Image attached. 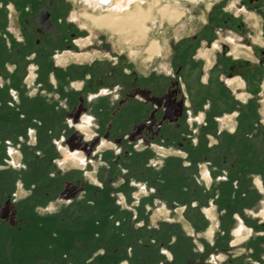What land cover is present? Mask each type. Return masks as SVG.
<instances>
[{
  "label": "flooded vegetation",
  "instance_id": "flooded-vegetation-1",
  "mask_svg": "<svg viewBox=\"0 0 264 264\" xmlns=\"http://www.w3.org/2000/svg\"><path fill=\"white\" fill-rule=\"evenodd\" d=\"M100 1L90 0L101 8ZM129 1L136 0H123L125 7L132 8L133 3ZM181 1L189 0L170 2L160 0L159 5H173L181 14L180 21L186 15L184 7L181 8ZM247 1L250 10L259 11L258 13L264 20V0ZM143 2L140 0L135 4L139 3L143 6ZM10 5L14 7L18 15L21 39L9 36L7 25L9 24ZM88 7L91 8V6ZM222 9L218 6L212 11L213 18L207 26L210 33L208 38L199 33L189 39H181L173 45V53L169 60L172 74L169 76L158 75L155 72H151L147 77L139 76L132 65L123 58L116 61H95L89 66L68 67L66 72L70 71L74 78L81 79L85 86L78 96L74 94L72 97L69 96L66 100L67 108L61 107V110L57 108V123L50 127L48 123L51 120L52 108L41 98L43 95L41 91L33 97L28 95L29 92L24 83L28 78V66L30 64L38 66V77L33 87L38 86L39 83H41L40 88L44 87L46 83L43 82V73L48 70L55 72L58 68L55 66L56 58L64 53L75 51L77 41L81 47H85V40L79 38H85L87 35L81 32L78 34L75 24L69 21L71 11L66 0H0V81L3 82L0 85V163L8 164L12 161L11 155L14 153L12 150L19 151L22 157L23 167L20 171L22 177H19L29 194L13 206L19 216L20 225L29 222L33 213L37 212V208L46 209L51 203L61 198H69L70 202L67 205L64 204L59 214L44 217L59 216L63 222L70 225H83L85 230L79 237L90 241L107 238L108 244L116 243L112 251L120 254L121 259L126 257L128 251L133 249L132 242L137 239L133 236L134 220L137 219L136 217L133 220V208L137 206L128 207L126 205L128 208H122L117 203L120 194L124 195L125 200L130 204L133 193L140 188L148 191L151 187L152 193L157 192L158 196L161 195L163 202L168 207L172 205L175 211V207H178L180 201L184 200L175 197L185 196L184 193L188 191L184 186L199 184L201 180L199 176L197 177L199 165L193 162V159L196 158V151L200 148L203 134L201 132L200 142H196L197 130L194 127L196 122L193 125L190 119H194L200 112H206L208 118L202 124L201 131L217 135L216 119L224 115H232L233 107L238 112L237 126L231 134L217 135L218 145L210 147L209 152L203 157V161L210 170L205 173V177L213 183L209 192L213 194V202L225 208L229 219L233 218L234 209L241 207L243 202L251 205L250 199L246 198L250 192L258 193L254 205L260 203L264 195V123L259 113L260 97L257 91L264 80V50L255 51L254 55L258 59L255 63L239 61L237 64L227 65L226 63L221 68L213 67L209 72L208 84L200 86L204 61L196 60V52L202 41H206L208 47L212 46L216 40L214 30H224L220 27L219 19ZM84 13L95 15L83 11L80 17L83 18ZM153 15H156V12ZM222 23L224 27H227L228 20H223ZM89 24L92 26L90 22ZM47 27L48 29L45 30ZM92 28L95 29L93 26ZM238 28L242 31L241 26L238 25ZM151 30L152 28L150 32ZM157 42L160 46L158 51L160 55L162 47L158 40ZM107 53L112 55V50L109 49ZM220 54L222 56L219 55V57L224 61L232 60L231 56H228V46L223 45ZM74 58L85 60L89 59V55L77 54ZM66 59L64 55L58 62L64 63ZM145 60L148 61L147 57ZM7 65L15 68L11 71ZM236 75L245 81L246 91L253 95L245 103L239 102L237 106L235 104L238 102L220 79L222 76L232 78ZM215 82L220 83V88L217 94L211 95ZM94 89L97 91L95 94L103 89L107 90L108 98L115 95L117 102L112 106H106L104 101L98 100L91 108L86 105L87 109L84 110L81 102L88 101V94ZM207 93L210 94L209 99L203 102L198 99V96L203 94L208 96ZM138 96L144 100H139ZM73 98L79 101L78 108L75 110H71L70 107ZM84 113L93 116L100 131L105 130L112 135L125 133L120 141H115V144L120 149L127 148L128 151L105 152L101 157L92 155L99 140L87 143L85 146L86 142L83 138L76 137V127L83 132L88 131L89 118H83L82 123L79 124ZM32 115L37 116L31 119ZM32 131L35 132L36 141L34 140V143H32ZM139 145L143 148L139 155L152 156L150 148L157 146L187 151L189 156H194V158H189L191 164L182 172L179 167L175 166L173 170L164 172L163 170L169 169L166 167L169 163H166L157 175L151 176L140 171V178H138L137 171L143 168V162H145L134 156V153L138 154ZM65 146L77 150L64 148ZM101 146L107 147L108 144L102 142ZM67 154L69 158H66ZM84 154H89V158L104 166V172L97 173L101 186L95 185V188H92L83 181L82 175L75 177L70 173L61 174L59 162L63 160V156L65 160L61 162L62 165L71 161L76 166H85L87 160ZM73 155H78L76 160L71 157ZM145 159L148 158L145 157ZM114 169L119 173H116ZM255 179L258 180L262 192L254 188ZM149 180L153 182L149 183ZM119 181H122L126 187L113 186ZM78 189L83 195L82 199L76 198L75 191ZM196 190L193 189L194 192ZM229 191V197H225L224 192L229 193ZM2 192L0 193V205H4L6 200ZM9 193L11 195L8 199L12 201L15 197L14 192ZM184 207V212L189 214L191 223L197 224V218H201L200 209L195 206L193 209L191 203ZM207 213L211 216L209 211ZM262 215L264 217V212ZM43 218L40 216V219ZM90 218H97L98 222L95 224L101 227L99 234L87 230L88 225L93 224ZM6 219L4 221L1 218L0 224L5 226L9 222L8 216ZM139 223L141 226L136 229V232L139 231L144 236L142 231L144 227H149V221L147 217H142L136 225ZM226 224L233 227L235 222L230 223L229 220ZM165 226L168 229L166 237L163 236L160 239L153 237L155 239L153 241L151 238L148 239L152 244H161V248H171L177 243V241L171 243L172 239L179 238V233L169 224ZM226 234L227 231H224L223 240L216 239L217 249L225 247ZM258 263L264 264V258ZM228 264H234L232 259L228 260Z\"/></svg>",
  "mask_w": 264,
  "mask_h": 264
},
{
  "label": "crops",
  "instance_id": "crops-1",
  "mask_svg": "<svg viewBox=\"0 0 264 264\" xmlns=\"http://www.w3.org/2000/svg\"><path fill=\"white\" fill-rule=\"evenodd\" d=\"M138 1L140 0L131 1L129 3L135 5ZM143 1V6H147L148 0ZM66 2L68 4L70 3L69 0H66ZM186 3V15L180 21L178 20V22L176 21L172 23V26L176 27L173 30L177 35L175 34V36H171L167 40H159L162 47L161 54L153 57L151 61H146L149 66L144 67V70H140L129 61L128 58L110 57V60L116 61L120 58L127 60L139 76L147 77L151 72H155L158 75L162 74L169 76L172 74V66L169 60L173 53V45L181 39H189L199 33L208 38L210 33L207 26L213 18L212 11L216 7L221 6L223 9L220 11L219 19L220 27L224 28V30H214L216 33V40L212 46L208 47L207 42L202 41L200 48L196 52V60L204 61L203 76L200 86L208 84L209 72L215 66L221 68L223 65H226V63L227 65L230 63L237 64L239 61L242 63L257 62L258 59L254 55L255 51L264 50V20L261 14L258 13L259 11L250 10L247 0H189ZM9 10V24L7 25L9 28V36L21 39L18 15L12 5L9 6ZM185 17H187V19ZM159 19L161 20V18ZM223 20H228L227 27H224L222 23ZM69 21L73 22L70 19ZM238 25L241 26L242 31L239 30ZM223 45L229 47L228 56H231L232 60L224 61L219 57V55L222 56L220 52ZM145 55L147 57L146 52ZM90 58H92V56L89 54V59L81 60L80 62H69L68 59H66L64 63H59L56 58L55 66L58 68L55 72L48 70L47 72H44L45 74L43 73V82L46 84L42 88L39 87L41 83H39L38 86L33 87V84L37 81L38 77V66L36 64H30L28 66V78L24 82L29 92L28 95L33 97L41 91L43 94L41 98H43V100H45V102L52 108V116L48 126L51 127L57 123V108H60V110L61 107L67 108L66 100L69 99V96L72 97L73 94L78 96L85 86V83L81 79H78V77L74 78L70 71L67 73V68L75 65L89 66L95 61H103L99 60L97 57H94L93 59ZM7 68L12 71L15 67L7 65ZM88 78L89 77L87 76V79ZM220 79L225 83V86L230 91L231 95L238 102L235 104L236 106L239 102L245 103L249 98L253 97L252 94L246 91V83L241 77L237 75L232 78L222 76ZM2 83L3 82L0 81V85ZM219 84V82L213 83V94L211 95L218 93V89L220 88ZM96 92V89L91 90L87 97L88 101H80L84 110L87 109L85 108L86 105L88 108H91L98 100L104 101L106 106H112L117 102V97L115 95L114 97L108 98V92L105 89L99 91L98 94H95ZM257 92L260 97L259 113L262 116V122L264 123V80L258 87ZM207 94L208 96H205L204 94L198 96V99L202 102L209 99L210 94ZM76 98H73L74 100L71 99V110L78 108L77 105L79 101L77 102ZM137 98L139 100H144L141 96H138ZM43 100L42 103L44 102ZM233 110L234 112L232 115H224L223 117L216 119L218 126L217 135H223L224 133L231 134L233 132L232 130L237 126L238 112L235 111L236 109L234 107ZM36 116L37 115H32L30 118L33 119L36 118ZM85 117L89 118L90 121L88 131L83 132L79 130L78 127H76V131L81 137H87L85 139L82 137L84 139L83 141L86 143L99 140V144L92 155L101 157L106 150L113 151V149L118 148L115 141H120V138L124 136L125 133L121 135L119 133L112 135L105 130H98L97 123L89 113L83 114L79 124L82 123V119ZM207 118L208 116L206 112H200L194 119H190L191 124L193 123L194 125V122H196V125H194L197 130V135L195 136L197 140L196 142H200L199 138L201 132L203 134L200 148L197 149L195 155L196 158L193 159V162L199 165V175H197V177L199 176L201 178L200 183L193 184V186H184L188 191L187 193H184V200L180 201L178 208L174 211L178 214L176 220L172 219L171 211L166 203L156 205V216L155 218L153 217V220L152 217H150L151 222H149V224L151 223L153 228H159L160 226L169 224L171 227L178 230L179 238L174 237L172 239L171 243H175V241H177V243L171 248H161V244H152L148 240H144L143 237H140L135 240L136 243H133L134 241L132 242V251H128L127 256L121 259L120 254L116 251H112L113 247L116 246V243L108 244L107 238L90 241L84 237H79L80 234L84 233L85 226L83 225H70L62 220H58L49 223L38 222L35 226H31L30 223L27 222L26 224H23L25 226V228H23V225L21 226L17 222L19 216L16 214L13 206L21 198H26L29 192L24 188V183L20 178L22 175L20 172H17L15 168L16 166H14L22 165V157L19 151L15 150L11 162H8V164L4 162L0 163V193L3 191L2 193L6 199L4 205H0V219L2 218L6 221V217L8 216L9 222L5 225L7 230L15 229L19 226V230H28L30 235H35L38 231H43L42 239H46V242L49 243L48 248L51 255V264H53V261L57 260L55 257L63 260L64 264H228V260L230 259H232L234 264H259L258 262L262 261L264 258V217L261 215L264 212V195L260 200V203L255 206L254 202L258 198V193L250 192L246 198L250 199L249 201L251 202V205H247L243 202L241 207H236L232 212V219H229L223 206H219L213 202V194H210L209 192L213 183L202 175L204 173L205 176V173L210 171L205 164V161H203V157L209 152L210 147H216L219 141L217 135H213L207 131H201L202 124L207 121ZM61 119L63 118L61 117ZM48 129L50 130V128ZM32 133L33 135L31 137L32 142L34 143L35 132L32 131ZM44 135L47 136V133L44 132ZM102 142H106L108 146L102 147ZM104 148L106 150L102 152V149ZM139 148L141 149L137 150L138 154L143 151V148L140 145L137 149ZM163 149L164 151L161 152L162 154H155L156 159L159 161L157 163L159 166L158 169L163 168L166 163L174 164V161H177L181 166L185 164L190 165L191 162L189 158H194V156H189L187 151L167 148ZM63 161L64 160L60 161L59 165ZM253 183L255 185L254 188H258L261 191L258 180L255 179ZM192 188L197 189L196 192H194ZM230 191L229 193L224 192L225 197H229ZM9 192H14L15 197L12 201L8 199L11 195ZM2 202L3 201H1V203ZM53 203H51L46 209L41 207L37 208V213H39L42 218L47 215L54 216L59 214L64 205L55 207ZM189 203H191L192 208L195 206L200 209L201 218H197V224H192L189 214L184 212V206H187ZM45 211H49V213L44 214ZM207 211L210 212L211 216H209ZM242 215L244 217H242ZM229 220L230 223L235 222L233 227L226 224ZM100 231L101 227L96 226V231L94 232L99 234ZM224 231H227L224 242L225 247H223V249H217L216 239H222ZM228 231H230V233H228ZM72 235H76L77 237L74 239ZM155 248V252H152ZM57 254H60V257L56 256Z\"/></svg>",
  "mask_w": 264,
  "mask_h": 264
},
{
  "label": "rangeland",
  "instance_id": "rangeland-1",
  "mask_svg": "<svg viewBox=\"0 0 264 264\" xmlns=\"http://www.w3.org/2000/svg\"><path fill=\"white\" fill-rule=\"evenodd\" d=\"M69 1H70L69 7H70V11H71L69 19L74 22L75 28L78 29L77 30L78 34L81 32V34L87 35V37L85 36V38H79L80 40H85L86 46L81 47L77 41L76 42L77 46L75 47V51H73L72 53H64V54L60 55L57 58V61H59V59L62 56L66 55V58L68 59L69 62H80L81 61L80 59L74 58V55H77V54L82 55V56H84V55L86 56V55L90 54L92 56V58H90V59L97 57V58H99V60H103V61L110 60V57H113V58L124 57V58H128V60L131 61L140 70H144V67L149 66V64L146 63V60H145L146 59L145 48L148 46L149 41H151V40H158L159 41L160 39L167 40L169 37L175 36V34H176L173 30L176 27H173L172 23H169L166 21L163 22L160 19H158L159 17L154 18L152 21L147 22L148 27L150 29L152 28V30H151V32L149 30V34H148L146 42L143 44L133 43L132 45L129 46L126 43L127 38H126L125 34H123V33L111 34L108 31H106V32L97 31V30L92 28V26L89 24V22L85 21L82 17H80V14L83 11H88L89 13L96 15L99 13H108L109 10L101 9L100 7L94 5L92 2H90V0H69ZM170 1H173V0H169V2ZM85 2L87 3V5ZM119 2L121 4V6H123V7L126 6V4L123 3V0H120ZM186 2L187 1H181V3H180L181 8L184 7V9H187V3ZM88 6H91V8ZM143 7L145 9L147 8V6H143ZM127 8H129L130 10H134L136 8V4L133 5L132 8H130L129 6ZM198 8L200 10H202L200 7H198ZM153 14H155V12ZM185 18L187 19V17H185ZM186 19H183V20H186ZM175 26H177V25H175ZM101 49H103V50H101ZM109 49L112 50L111 56L109 53H107V51ZM138 52H139V54H138ZM135 55H137V56H135ZM76 137L79 138V137H81V135L79 133H76ZM82 137L84 139L87 138L86 136H82ZM85 146H87V143H85ZM64 148H67V147L65 146ZM67 149L77 150L74 148H67ZM121 149L117 148V149H113V151H107L104 148V149H102V152L104 150H106V152H108V153L109 152L118 153L120 151L123 153L124 151H128L127 148H121ZM140 149L141 148H139L137 150H140ZM150 149H151V152H154V153H152L151 154L152 156H149V157L134 153V156H137L138 159L145 161V162H143V168L142 169L140 168L141 170L139 169L137 171L138 178H140V174H139L140 171H144L151 176L153 174L157 175L158 173L161 172L160 171L161 169H158L159 166L157 164L159 161L156 159L155 156L157 154H162L161 152L164 151V149L161 147L158 148L157 146H153ZM12 151H14V150H12ZM60 154L62 155L61 150H60ZM86 155H85V159L87 161H86L85 166H76V164L74 162L69 161L70 163H68V164H64V165L60 164L59 165L60 172L62 175L70 173V174H73L75 177L82 175L83 181H85L86 184H89L90 186H92V188L93 187L95 188V185L101 186L102 184L98 180L97 173L100 172V174H102L104 172V166L100 162H98V161L95 162L91 158H89L90 155H87V156ZM11 156L13 157L14 153ZM15 156H17V155H15ZM145 157L148 159H145ZM66 158H69L68 154L66 155ZM63 160H65V156H63ZM171 162H173V161H171ZM14 166H16L15 168H16L17 172H20L21 168L23 167V165H14ZM174 166L179 167L181 172H182L184 168H189L190 165L185 164V165H182L183 166L182 167L181 165H179V163L177 161H174V164L169 163L166 166L169 169H166V171L165 170H163V171L169 172L167 170H170V169L173 170ZM114 171H115V169H114ZM115 172L119 173L118 170ZM202 175H203V177H205L204 173ZM152 180H149V183H152L153 182ZM113 186H115L116 188L126 187V185L122 181L115 183ZM138 186H139V184H138ZM86 188H87V186H86ZM80 192L81 191H79V189H78V191H75V195H76L77 199L83 198V195ZM152 192L153 191H152L151 187L148 188V191L141 190V188H140V190L133 193L132 198H130V200H131L130 204L125 200L126 197H124V195H122V194H120V197H119L120 199L117 201V203H119L122 208H125V207L128 208L130 205L137 206L136 208H133V220L137 217V219L134 220L133 236H136L137 238H140L142 235L139 231L136 232V229L139 226H141V223L136 225V222H140L142 217H147L148 221L151 222L150 217H152V220H153V217L155 218V216H156V212H157L156 211L157 210L156 205H162L165 203V202H163L161 195L158 196L157 192H155V193H152ZM175 198L184 199L185 197L181 196L180 198L179 197H175ZM20 200H22V198ZM69 200H70L69 198H61L59 201L53 203V205L55 207H60L64 204L67 205L70 202ZM89 200H92V199L89 198ZM126 205H128V207ZM175 208L177 209L178 207H175ZM169 209H170L171 214H172V219L176 220V217L178 216V214H176L174 212L172 205L169 206ZM46 213H49V211L44 212V214H46ZM76 215H78V214H76ZM59 219L61 220L62 218H60L59 216H56V217H50V218L44 217L43 219H40L39 213L35 212L31 216L29 223L31 226H33V225L35 226L38 222L49 223V222L58 221ZM18 220H19V218H18ZM18 220H17V222H18ZM89 220L91 222H93V224L88 225L87 230H89L91 232L96 231V224L95 223L98 222L97 218H95V219L90 218ZM18 224H20V223L18 222ZM0 227L2 229L0 231V264H51V255H50V250L48 248L49 243L46 242V239H42L43 231L42 232L38 231L37 233H35V235H30L29 234L30 232H28V230L27 231L25 229L22 231L19 230V226H17L15 229H10V230H7L5 226L3 227V224H0ZM23 228H25L24 225H23ZM171 229H173V228H171ZM167 232H168V229L166 226H160L159 228H153L151 223H150L148 228L144 227V229L142 231L144 236H142V237H144L143 238L144 240L149 241L148 238H151L153 241L155 239H160L163 236L166 237ZM39 237H41V238H39ZM72 237H74V239H75L77 236L72 235ZM153 237L155 239H153ZM133 243H136V241L134 240ZM155 250H156V248L152 252H155ZM59 255L57 254L56 256H59ZM55 258H57V260L53 261L52 262L53 264H64L63 260L59 259L58 257H55Z\"/></svg>",
  "mask_w": 264,
  "mask_h": 264
},
{
  "label": "bare ground",
  "instance_id": "bare-ground-1",
  "mask_svg": "<svg viewBox=\"0 0 264 264\" xmlns=\"http://www.w3.org/2000/svg\"><path fill=\"white\" fill-rule=\"evenodd\" d=\"M159 4L160 0H149L146 9L138 3L134 10H129L127 7L120 6L118 0H101L99 2L101 9L109 10L108 13H99L98 15L84 13L83 18L97 30L108 31L111 34H125L126 43L129 46L133 43L143 44L146 42L150 30L147 22L159 17L162 21L174 23L181 17L178 9L173 5L160 6ZM153 11L156 12V15L152 14ZM159 48L157 40L149 41L145 49L147 60L158 55ZM77 156L71 157L76 160Z\"/></svg>",
  "mask_w": 264,
  "mask_h": 264
},
{
  "label": "water",
  "instance_id": "water-1",
  "mask_svg": "<svg viewBox=\"0 0 264 264\" xmlns=\"http://www.w3.org/2000/svg\"><path fill=\"white\" fill-rule=\"evenodd\" d=\"M48 29V27L47 28H45V30H47Z\"/></svg>",
  "mask_w": 264,
  "mask_h": 264
}]
</instances>
